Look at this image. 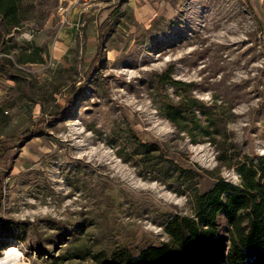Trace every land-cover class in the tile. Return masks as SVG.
Here are the masks:
<instances>
[{
	"label": "rangeland",
	"instance_id": "1",
	"mask_svg": "<svg viewBox=\"0 0 264 264\" xmlns=\"http://www.w3.org/2000/svg\"><path fill=\"white\" fill-rule=\"evenodd\" d=\"M59 6L19 0L18 26L0 15V261L121 264L113 251L161 244L192 209L124 160L132 136L198 173L200 191L240 182L222 151L264 155V16L249 0ZM187 95L222 117L215 141L192 142L160 110Z\"/></svg>",
	"mask_w": 264,
	"mask_h": 264
},
{
	"label": "trees",
	"instance_id": "2",
	"mask_svg": "<svg viewBox=\"0 0 264 264\" xmlns=\"http://www.w3.org/2000/svg\"><path fill=\"white\" fill-rule=\"evenodd\" d=\"M18 10L19 0H0V15L8 24L18 26ZM24 61L34 62V58L28 55ZM167 76L168 70L159 78L165 81ZM159 108L194 143L203 139L213 142L222 134V117L193 95L178 102L165 97L159 100ZM128 141L131 149L122 153L124 160L140 167L145 177L168 182L174 192L187 194L192 209L189 215L174 214L168 219L164 227L168 239L161 244L146 246L136 255L128 249L113 251L121 264H264V155L228 157L222 151L218 155L222 162L235 158L229 165L235 167L240 182L218 177L200 191L198 173L175 168L176 163L156 142L135 136ZM187 173L191 175L184 177ZM170 180H177V187ZM14 227L19 230L18 225L10 229Z\"/></svg>",
	"mask_w": 264,
	"mask_h": 264
},
{
	"label": "crops",
	"instance_id": "3",
	"mask_svg": "<svg viewBox=\"0 0 264 264\" xmlns=\"http://www.w3.org/2000/svg\"><path fill=\"white\" fill-rule=\"evenodd\" d=\"M249 3L259 16H264V0H249Z\"/></svg>",
	"mask_w": 264,
	"mask_h": 264
},
{
	"label": "bare ground",
	"instance_id": "4",
	"mask_svg": "<svg viewBox=\"0 0 264 264\" xmlns=\"http://www.w3.org/2000/svg\"><path fill=\"white\" fill-rule=\"evenodd\" d=\"M21 253H15L12 258H7L5 260L0 261V264H14L16 261H13V259L20 260L22 257Z\"/></svg>",
	"mask_w": 264,
	"mask_h": 264
},
{
	"label": "built area",
	"instance_id": "5",
	"mask_svg": "<svg viewBox=\"0 0 264 264\" xmlns=\"http://www.w3.org/2000/svg\"><path fill=\"white\" fill-rule=\"evenodd\" d=\"M59 1H60L59 10H64V7H65L66 5L73 4V3L76 2L77 0H59Z\"/></svg>",
	"mask_w": 264,
	"mask_h": 264
}]
</instances>
